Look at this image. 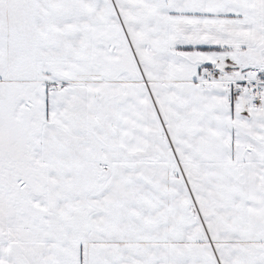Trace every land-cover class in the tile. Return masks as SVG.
Masks as SVG:
<instances>
[{
  "label": "snow or ice",
  "instance_id": "obj_1",
  "mask_svg": "<svg viewBox=\"0 0 264 264\" xmlns=\"http://www.w3.org/2000/svg\"><path fill=\"white\" fill-rule=\"evenodd\" d=\"M0 264H264V0H0Z\"/></svg>",
  "mask_w": 264,
  "mask_h": 264
}]
</instances>
